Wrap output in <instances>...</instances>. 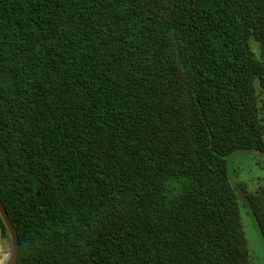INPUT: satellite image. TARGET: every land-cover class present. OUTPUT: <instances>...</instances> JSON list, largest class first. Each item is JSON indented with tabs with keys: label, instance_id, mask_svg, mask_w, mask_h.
<instances>
[{
	"label": "trees",
	"instance_id": "obj_1",
	"mask_svg": "<svg viewBox=\"0 0 264 264\" xmlns=\"http://www.w3.org/2000/svg\"><path fill=\"white\" fill-rule=\"evenodd\" d=\"M242 167L264 174V0H0L16 264H259Z\"/></svg>",
	"mask_w": 264,
	"mask_h": 264
},
{
	"label": "water",
	"instance_id": "obj_2",
	"mask_svg": "<svg viewBox=\"0 0 264 264\" xmlns=\"http://www.w3.org/2000/svg\"><path fill=\"white\" fill-rule=\"evenodd\" d=\"M0 217L3 221V224L6 227L7 234L11 240L9 253L3 259V261L0 262V264H16L20 251V238H19L18 230L15 227L13 221L11 220L1 198H0Z\"/></svg>",
	"mask_w": 264,
	"mask_h": 264
},
{
	"label": "rangeland",
	"instance_id": "obj_3",
	"mask_svg": "<svg viewBox=\"0 0 264 264\" xmlns=\"http://www.w3.org/2000/svg\"><path fill=\"white\" fill-rule=\"evenodd\" d=\"M238 168H240L239 165H238ZM238 174L240 178L244 179L247 182L250 188H256L259 185L261 178L264 179V174L262 172H258L256 170H253L252 172H247L243 170V167ZM245 229H246V235H247L248 240H258L256 233L254 232L252 227L249 225L248 221H246ZM259 238H260L261 244L264 246V240L261 237V235L259 236ZM253 251L256 253L257 257H255V259L258 260L259 264H264L263 261H259V259H262V260L264 259V250L262 249V247L260 245L259 247L256 246L255 249L253 248Z\"/></svg>",
	"mask_w": 264,
	"mask_h": 264
},
{
	"label": "crops",
	"instance_id": "obj_4",
	"mask_svg": "<svg viewBox=\"0 0 264 264\" xmlns=\"http://www.w3.org/2000/svg\"><path fill=\"white\" fill-rule=\"evenodd\" d=\"M10 249V237L0 217V262L7 256Z\"/></svg>",
	"mask_w": 264,
	"mask_h": 264
},
{
	"label": "clouds",
	"instance_id": "obj_5",
	"mask_svg": "<svg viewBox=\"0 0 264 264\" xmlns=\"http://www.w3.org/2000/svg\"><path fill=\"white\" fill-rule=\"evenodd\" d=\"M10 246H11V240H10ZM9 253V252H8Z\"/></svg>",
	"mask_w": 264,
	"mask_h": 264
}]
</instances>
